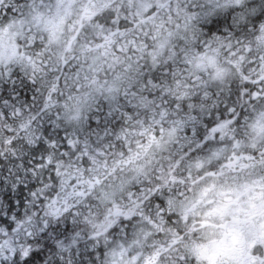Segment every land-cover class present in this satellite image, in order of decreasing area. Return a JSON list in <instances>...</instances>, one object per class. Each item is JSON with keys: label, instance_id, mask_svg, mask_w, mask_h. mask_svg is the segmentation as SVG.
<instances>
[{"label": "snow or ice", "instance_id": "1", "mask_svg": "<svg viewBox=\"0 0 264 264\" xmlns=\"http://www.w3.org/2000/svg\"><path fill=\"white\" fill-rule=\"evenodd\" d=\"M0 264H264V0H0Z\"/></svg>", "mask_w": 264, "mask_h": 264}]
</instances>
